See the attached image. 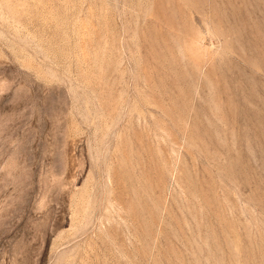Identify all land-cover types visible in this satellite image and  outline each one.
Listing matches in <instances>:
<instances>
[{
	"label": "rangeland",
	"instance_id": "374dc122",
	"mask_svg": "<svg viewBox=\"0 0 264 264\" xmlns=\"http://www.w3.org/2000/svg\"><path fill=\"white\" fill-rule=\"evenodd\" d=\"M0 264H264V0H0Z\"/></svg>",
	"mask_w": 264,
	"mask_h": 264
}]
</instances>
